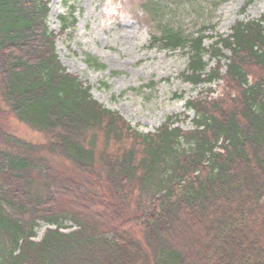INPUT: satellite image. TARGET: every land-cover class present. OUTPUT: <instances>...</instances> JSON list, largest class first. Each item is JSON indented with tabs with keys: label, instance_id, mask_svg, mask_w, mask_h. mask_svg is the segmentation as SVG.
<instances>
[{
	"label": "trees",
	"instance_id": "1",
	"mask_svg": "<svg viewBox=\"0 0 264 264\" xmlns=\"http://www.w3.org/2000/svg\"><path fill=\"white\" fill-rule=\"evenodd\" d=\"M50 2L0 0V264H264V15L206 45L213 27L189 33L144 0L151 47L182 49L186 81L226 89L187 103L192 129L169 117L143 134L61 62ZM59 19L62 33L77 23ZM8 115L46 141L10 133Z\"/></svg>",
	"mask_w": 264,
	"mask_h": 264
},
{
	"label": "rangeland",
	"instance_id": "2",
	"mask_svg": "<svg viewBox=\"0 0 264 264\" xmlns=\"http://www.w3.org/2000/svg\"><path fill=\"white\" fill-rule=\"evenodd\" d=\"M143 1L51 0L49 25L58 34V55L71 73L92 86L95 99L121 113L137 130L155 132L168 116L176 114L177 124L190 129L195 113L187 110L186 102L196 98L201 87H194L184 80L182 74L189 59L183 50L172 52L150 47L151 37L159 26L152 19L148 20L141 6ZM162 1L168 22L173 17V22L181 24L189 33L206 25L208 29L213 27V31L206 29L207 34L225 36L239 20L264 15V0H253L245 13L242 7L247 0H229L219 5L216 4L220 0ZM70 11L77 19L76 26L62 33L59 16H67ZM214 40L208 39L205 43L209 45ZM86 54L97 57L106 67H90ZM225 69L224 66L221 72L224 73ZM208 86L204 85V88ZM216 88L211 95L217 96L225 90V83L221 86L213 84L210 89ZM180 95L183 97H178ZM1 122L19 138L35 143L46 141L44 134L14 116L8 115ZM194 225L183 231L187 244L200 233L199 225ZM46 228L45 224L38 228L37 239L42 237Z\"/></svg>",
	"mask_w": 264,
	"mask_h": 264
}]
</instances>
